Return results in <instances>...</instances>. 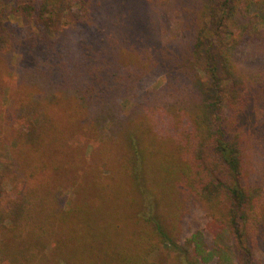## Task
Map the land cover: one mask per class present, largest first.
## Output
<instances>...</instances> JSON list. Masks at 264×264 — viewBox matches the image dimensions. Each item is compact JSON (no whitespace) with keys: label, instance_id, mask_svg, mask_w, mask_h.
Listing matches in <instances>:
<instances>
[{"label":"trees","instance_id":"1","mask_svg":"<svg viewBox=\"0 0 264 264\" xmlns=\"http://www.w3.org/2000/svg\"><path fill=\"white\" fill-rule=\"evenodd\" d=\"M106 1L0 0V264H261L264 180L228 111L260 84L238 54L264 42V0H152L172 26L147 51L152 11L142 27L102 18ZM157 70L164 83L144 89ZM193 206L232 244L196 231L183 245Z\"/></svg>","mask_w":264,"mask_h":264},{"label":"rangeland","instance_id":"2","mask_svg":"<svg viewBox=\"0 0 264 264\" xmlns=\"http://www.w3.org/2000/svg\"><path fill=\"white\" fill-rule=\"evenodd\" d=\"M150 1L152 0H107L106 3H108V7L105 11H103L102 18H105V16L108 17L109 13L112 17H114V12L120 11L121 13L122 11H126L130 12L132 16L135 17L137 21H139V25L143 27L144 25L142 24V19H144V15H147L146 12L149 9L153 13L152 19L156 20V27L160 33L156 35L152 34L146 41L147 44H141L139 49H144L147 51L148 47H150V44L152 43L157 44L158 46H163L164 36L161 34V32L168 27H171L172 22L168 16H164L162 13H159L154 8H152L150 5L153 1L149 5ZM18 2L19 0H3V4L6 8H8V10L15 6ZM255 11L259 14L260 18H262V21L259 20L258 25L264 29V6L262 8L258 6ZM65 14H68V12L66 11L64 15ZM11 18L12 25L15 27L18 33L24 36L25 29L24 25L22 24L23 20L18 19V16L16 15H11ZM109 26L111 27L112 25L109 24ZM108 32H111L110 28H108ZM165 36L167 37L166 34ZM18 54L23 53L18 51ZM238 57L245 69L254 70L260 74V84L255 89H253V96L251 98L252 101L245 109H243L241 112L239 111L238 113H234L233 110L232 112L229 110L228 114H230V116L232 115V126H234L235 129H240L244 132L247 138L249 155L254 163V168L264 180V42H246L241 48ZM16 61L17 53L13 55V71L10 73L8 72V74L5 75L6 82L9 84V86L14 88L17 84L16 78L20 75V69L18 67V63L16 64ZM28 63L29 62H27L25 65ZM165 74L166 72L164 70H157L146 77V80H143V84L141 86L144 89L159 87L165 81ZM5 94L6 93L3 92L2 96H0V116H2L3 111L9 104L8 98L5 96ZM128 106L130 107L132 104L130 103ZM25 121L26 120L23 119L19 122L24 124ZM157 127L159 128L160 125ZM0 177V179L9 181L8 187L10 188L12 184L11 179L9 180V177L6 176L3 171L0 172ZM124 210V208L120 209V211ZM127 211L128 210H125V213ZM120 221L128 228L131 225V220H128L125 215H121ZM196 231H201L205 241L210 245L214 244L216 239L215 235L218 233L222 234L223 238L220 239V241H222L225 245L232 244L230 235L226 233L222 227L212 226L205 213L199 207L193 206L189 209V211L187 210V213L184 217L183 239L181 243L184 245L185 239L192 236V234H194ZM225 253L228 255L227 251ZM255 256L259 259L261 264H264V235L261 236L259 243H257L255 246ZM205 264H217V262L212 261ZM232 264H236V262L234 261Z\"/></svg>","mask_w":264,"mask_h":264}]
</instances>
